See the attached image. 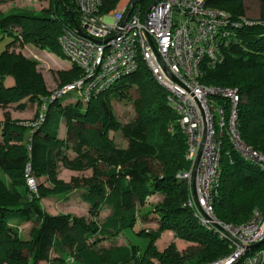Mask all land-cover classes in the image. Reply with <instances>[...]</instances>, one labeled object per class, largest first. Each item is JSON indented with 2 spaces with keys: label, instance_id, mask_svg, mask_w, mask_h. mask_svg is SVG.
Masks as SVG:
<instances>
[{
  "label": "trees",
  "instance_id": "trees-1",
  "mask_svg": "<svg viewBox=\"0 0 264 264\" xmlns=\"http://www.w3.org/2000/svg\"><path fill=\"white\" fill-rule=\"evenodd\" d=\"M6 1L0 0V6ZM120 1L103 0L100 14L114 9ZM155 1L139 0L137 9L145 16ZM245 2L208 0L209 6L228 11L229 34L221 40L219 63L213 66L209 58L203 59L200 81L239 89L241 138L251 149L264 153V21L244 20ZM259 2L264 5V0ZM79 17L75 0H53L43 14L1 15L0 11V29L12 37L0 52V107H47L37 114L38 118L44 111L45 119L35 127L12 120L9 114L0 123V170L8 175L0 176V264L48 262L52 252L55 261L65 262L68 254L80 264H204L218 260L228 253L230 238L204 225L188 205L190 188L181 176L189 167L187 138L179 127L178 113L163 100L166 90L148 67L141 64L89 100L75 91L76 101L62 103L61 99L73 91L53 95L37 70L40 62L15 51L26 42L57 51L64 28L76 27ZM58 76V88H63L82 78L83 71L71 64ZM8 77L14 79L13 84L6 83ZM133 90L139 94L134 99L136 113L122 123L114 113L112 98L125 94L131 99ZM63 123L64 138L60 137ZM117 131L127 139V146L111 136ZM70 149L76 154L73 158ZM60 161L73 168H94V177L85 182L83 199L90 202L93 214L110 210L100 224L76 215L51 214L42 205V199L49 195L46 190L41 186L38 193L30 190L27 164L37 179L47 173L63 187L62 198L69 199L72 187L57 178ZM221 170L214 201L219 219L240 224L250 218L255 207L264 210V163L246 158L224 138ZM243 193L248 195L246 199L239 196ZM154 195L163 199L142 211L139 205ZM140 218H156L158 222L155 227L143 226L133 232L140 240L147 239L145 245L113 243L122 232L134 231ZM28 222L32 228L30 238L25 239L21 227ZM167 229L192 244L184 251L176 243L159 250L155 241ZM105 240L113 244L100 245Z\"/></svg>",
  "mask_w": 264,
  "mask_h": 264
},
{
  "label": "built area",
  "instance_id": "built-area-1",
  "mask_svg": "<svg viewBox=\"0 0 264 264\" xmlns=\"http://www.w3.org/2000/svg\"><path fill=\"white\" fill-rule=\"evenodd\" d=\"M75 1L80 21L74 28H64L59 43L83 77L60 88L56 95L77 91L89 100L141 64L147 66L166 90L167 102L178 113L179 127L187 138L189 167L181 176L190 188L188 205L204 225L230 238L228 253L204 264H264V210L255 209L240 224L224 222L215 213L223 139L246 158L264 163V153L251 149L241 138L239 89L200 81L204 58L213 66L222 60L220 46L229 34L228 13L209 6L208 0H160L143 16L137 9L138 0L124 23L132 0L118 4L106 16L100 14L103 0ZM44 119L43 111L29 126ZM26 171L30 190L38 193L31 164Z\"/></svg>",
  "mask_w": 264,
  "mask_h": 264
},
{
  "label": "rangeland",
  "instance_id": "rangeland-1",
  "mask_svg": "<svg viewBox=\"0 0 264 264\" xmlns=\"http://www.w3.org/2000/svg\"><path fill=\"white\" fill-rule=\"evenodd\" d=\"M124 3L128 0H122ZM53 0H8L1 4L0 11L1 15H6L9 13H33V14H43L47 10L52 7ZM117 7V6H116ZM115 7V8H116ZM114 8V9H115ZM246 13L242 17L246 21L251 22H263L264 21V5L259 2V0H246L245 2ZM112 9V10H114ZM220 9V8H219ZM112 10L107 12H103L101 15H105L110 13ZM225 12L227 10L221 9ZM108 20H112L111 17H107ZM5 36H4V35ZM4 36V37H3ZM3 37V38H2ZM12 39V37L3 33L0 29V52L5 49L6 43ZM16 52H22L28 57H33L40 62L37 70L43 75L46 84L50 91H52L53 95H56L59 92L58 86L60 84V79L58 76L59 71L68 69L71 66L70 58L63 52L61 47L57 51H51L49 49H41L34 45L31 42H26L24 45H18L15 48ZM13 81L12 77L7 78V84ZM164 89V88H163ZM165 90V89H164ZM138 92L136 90L132 91L131 99L127 97L125 94L120 96H116L112 98V106L114 109V113L118 120L122 123L131 120L135 116V108H134V99L138 97ZM77 92L73 91L70 95H65L62 99V103H66L67 101H76L78 99ZM163 100L167 102V96L163 95ZM218 103V100H216ZM44 106L38 108V105L31 104L25 110H16L14 104L9 107H0V123L6 120L7 114H9L12 120L18 121L26 126H29V123L34 121L37 118V114L40 110H43ZM2 130L0 129V132ZM64 135V133H61ZM112 137L115 138L116 142L121 146H127V139L122 135L120 131L111 132ZM65 136V135H64ZM69 155L71 158L75 157V153L70 149ZM95 170L93 167H79L73 168L65 164L63 161L58 163V175L57 178L59 180H63L65 184L72 187L68 195L69 199L62 198L64 194L61 192L63 187L56 185L47 173H43L38 176L39 187L43 190H46L48 197L42 199V205L44 209L51 214H71L80 217H85L88 221H97L99 224L105 219V217L110 213V210L105 208L100 212V214L96 215L92 212V206L89 201L83 199V193L86 188V183L89 179L91 180L94 177ZM0 176L7 178L3 171L0 170ZM10 179V177H9ZM84 188V189H83ZM65 189H63L64 191ZM248 197L245 193L239 195ZM148 200L139 205L142 211L149 209L155 204L159 203L163 199L161 195H154L147 198ZM239 200V198L236 197ZM258 207H255L257 209ZM260 209V208H259ZM251 213V216L254 212ZM250 216V217H251ZM250 219V218H249ZM158 222L156 218L145 220L140 218L134 231L130 232H122L118 237H116L113 241L114 244L117 245H125L130 242H138L141 245H145L147 243V239L140 240L139 236H137L133 232H137V230L141 229L143 226H157ZM32 228V223L28 222L22 225L21 233L25 239L30 238V231ZM110 240H105L100 245L109 247L113 244ZM171 243H176L180 250L184 251L188 248L192 243L179 238L175 235V233L167 229L163 232L162 236L155 241V245L159 250H163L165 247L169 246ZM65 256V262L59 260L55 261L57 258L55 252L51 253L50 261H39L38 264H80V262L74 260V258L68 254ZM60 262V263H59ZM213 262V261H211Z\"/></svg>",
  "mask_w": 264,
  "mask_h": 264
},
{
  "label": "water",
  "instance_id": "water-1",
  "mask_svg": "<svg viewBox=\"0 0 264 264\" xmlns=\"http://www.w3.org/2000/svg\"><path fill=\"white\" fill-rule=\"evenodd\" d=\"M160 0H156L152 6L150 7V9L148 10V13L150 12V10L152 9V7H154ZM138 0H132L131 1V6L130 9L125 13L123 22L125 23L127 21V19L129 18V16L131 15L132 11L134 10V7L136 6Z\"/></svg>",
  "mask_w": 264,
  "mask_h": 264
},
{
  "label": "crops",
  "instance_id": "crops-1",
  "mask_svg": "<svg viewBox=\"0 0 264 264\" xmlns=\"http://www.w3.org/2000/svg\"><path fill=\"white\" fill-rule=\"evenodd\" d=\"M123 1L121 0L120 1V3L119 4H121ZM109 13H107V14H105V16L106 15H108ZM14 83V79H13V81L12 82H10L9 84H13ZM61 133H64V135L66 134V131H65V128H64V123L62 124V127H61V130H60V137H65L64 135H62Z\"/></svg>",
  "mask_w": 264,
  "mask_h": 264
}]
</instances>
